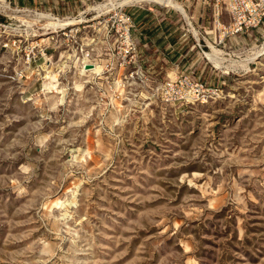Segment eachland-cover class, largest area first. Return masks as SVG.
Returning a JSON list of instances; mask_svg holds the SVG:
<instances>
[{
  "label": "rangeland",
  "instance_id": "obj_1",
  "mask_svg": "<svg viewBox=\"0 0 264 264\" xmlns=\"http://www.w3.org/2000/svg\"><path fill=\"white\" fill-rule=\"evenodd\" d=\"M174 13L217 94L119 112L0 14V264H264V29L212 46Z\"/></svg>",
  "mask_w": 264,
  "mask_h": 264
},
{
  "label": "built area",
  "instance_id": "obj_2",
  "mask_svg": "<svg viewBox=\"0 0 264 264\" xmlns=\"http://www.w3.org/2000/svg\"><path fill=\"white\" fill-rule=\"evenodd\" d=\"M172 1L185 9L196 3L208 8L212 42L217 46L228 38L250 36L264 29V0ZM133 6L172 9L154 2L121 4V0H98L74 16L58 17L49 12L12 7L8 1L0 0V14L17 15L19 41L30 42L28 65L38 61L42 65L51 63L57 56L64 67L72 70L82 89L90 90L96 106L105 111L119 112L132 104L137 95L178 107L205 103L216 95L218 89L200 82L191 72L159 81L142 67L139 44L132 34V18L127 12ZM56 22L60 23L52 25Z\"/></svg>",
  "mask_w": 264,
  "mask_h": 264
},
{
  "label": "crops",
  "instance_id": "obj_3",
  "mask_svg": "<svg viewBox=\"0 0 264 264\" xmlns=\"http://www.w3.org/2000/svg\"><path fill=\"white\" fill-rule=\"evenodd\" d=\"M12 7L25 8L40 12H49L58 17L74 16L87 5L98 0H6ZM192 6V5H189ZM201 4L196 3L191 18L193 21H199L200 17L205 18V8L201 13ZM188 7V6H186ZM173 9V8H172ZM208 9V8H207ZM187 22L191 31L200 34L207 44L213 46V31L211 25L201 24L195 27L190 24L189 15L186 12ZM210 17V10L208 9ZM127 12L130 14L133 22V37L139 44V51L142 57V67L151 75L158 77L169 76L177 73H194L197 78L208 73V64L210 61L202 57L197 50V39L194 44L189 40L187 32L189 29H183V25H176L175 13L171 9L155 8L148 10L142 7H129ZM211 33V34H210ZM205 35V36H204ZM246 35H238L228 38L224 43L236 42L245 43ZM223 43V44H224ZM214 72V71H213ZM216 74V75H215ZM219 74V73H218ZM213 76L223 78L224 75Z\"/></svg>",
  "mask_w": 264,
  "mask_h": 264
},
{
  "label": "bare ground",
  "instance_id": "obj_4",
  "mask_svg": "<svg viewBox=\"0 0 264 264\" xmlns=\"http://www.w3.org/2000/svg\"><path fill=\"white\" fill-rule=\"evenodd\" d=\"M139 2H154L158 5H162L164 7L173 8L178 11L183 17H186V13L184 11V6L178 2H174L172 0H122L121 4H131V3H139ZM71 21V20H70ZM60 22L52 23V25L57 26ZM258 52V51H257ZM207 56L212 59L208 54ZM207 57V58H208ZM215 64L218 65V62L214 60ZM46 87H49V84H45Z\"/></svg>",
  "mask_w": 264,
  "mask_h": 264
}]
</instances>
